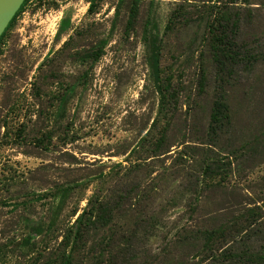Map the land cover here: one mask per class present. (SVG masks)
Segmentation results:
<instances>
[{
  "label": "rangeland",
  "instance_id": "obj_1",
  "mask_svg": "<svg viewBox=\"0 0 264 264\" xmlns=\"http://www.w3.org/2000/svg\"><path fill=\"white\" fill-rule=\"evenodd\" d=\"M130 6L0 37V264H264V0Z\"/></svg>",
  "mask_w": 264,
  "mask_h": 264
},
{
  "label": "trees",
  "instance_id": "obj_2",
  "mask_svg": "<svg viewBox=\"0 0 264 264\" xmlns=\"http://www.w3.org/2000/svg\"><path fill=\"white\" fill-rule=\"evenodd\" d=\"M140 1L141 0H131V6H130V9H129V16H128V20H127V28L128 29L133 28V26H134V24L136 22V19H137L138 13H139V4H140ZM2 35H3V33H2ZM152 44H153V46L150 49V58H151V67H152L153 82H154V85L159 88V85H158V83L160 81V77H159V73H160V71H159V53H158V50L156 49V47L154 46V43H152ZM68 261H69V257L66 256L63 259V264H67Z\"/></svg>",
  "mask_w": 264,
  "mask_h": 264
},
{
  "label": "water",
  "instance_id": "obj_3",
  "mask_svg": "<svg viewBox=\"0 0 264 264\" xmlns=\"http://www.w3.org/2000/svg\"><path fill=\"white\" fill-rule=\"evenodd\" d=\"M24 0H0V37Z\"/></svg>",
  "mask_w": 264,
  "mask_h": 264
}]
</instances>
